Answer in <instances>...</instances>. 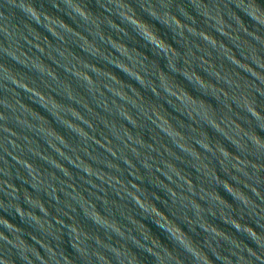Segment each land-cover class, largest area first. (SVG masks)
<instances>
[{"label":"water","instance_id":"95a60500","mask_svg":"<svg viewBox=\"0 0 264 264\" xmlns=\"http://www.w3.org/2000/svg\"><path fill=\"white\" fill-rule=\"evenodd\" d=\"M161 2L65 0L45 28L4 9L25 37L23 66L0 50L9 264H264L241 234L264 237V29L227 0Z\"/></svg>","mask_w":264,"mask_h":264},{"label":"clouds","instance_id":"9594fccd","mask_svg":"<svg viewBox=\"0 0 264 264\" xmlns=\"http://www.w3.org/2000/svg\"><path fill=\"white\" fill-rule=\"evenodd\" d=\"M63 4H65V0H48V5H50V7L46 6L42 2L37 4V0H0V21L7 22L2 27H0V33L3 34L4 40L7 43V47H0V50L4 52V56L8 64H17L23 66L21 61L18 59V55H22V53H18L17 42L20 39H25V37L23 36L22 32L16 29L12 23L9 22V17L5 14L4 9H7L9 12H11L12 9H18L23 14V20L21 22L22 27L26 28L27 24L25 22H29L39 27L45 28V23H42V21H47V17L44 15L47 9H55L56 13H63V15H66L71 19V16L68 15V12L64 11L58 6ZM227 5L228 7H226L224 14L229 20L232 21V23L237 25V28H240V21L237 19V17L241 18L244 22H246L244 17H247L248 21L251 22V27L249 26V23L246 22L249 28L255 26L257 31L264 29V3H261L260 0H227ZM65 7L70 6L65 5ZM157 7L163 12L166 5L161 2V0H158ZM232 10H234L236 14L235 16L232 15ZM145 14L149 15L153 20L158 21L161 25L167 27V25L163 20L160 19L159 16H152L148 12H145ZM77 15H79L82 19H86L83 13L77 12ZM122 20L123 22L128 23L126 18H122ZM57 27H62V25H57ZM138 35L140 34L138 33ZM143 38L144 37L141 36V39ZM172 70L175 71L174 69ZM184 79L185 81H188V77H184ZM0 80H3V82L8 85L19 87V85L16 84L14 75L6 67L0 66ZM188 91L192 92L193 94V91L190 88H188ZM256 132L259 134L260 139H253L252 137H249V143L254 150L257 152H262L264 151V134H262L264 133V130H262L259 125H257ZM235 199L238 203H243L247 207L248 201L243 200L242 197H235ZM14 211L18 212L19 210L16 209ZM5 213H7V215ZM9 216L10 215L8 212H4L3 216H0V228L4 229V232H0V243L6 244L11 248L16 249L17 245L13 242V240L9 239V236L4 234L8 233L10 235L12 232L16 231L13 225L8 223V221L11 220L9 219ZM257 220H259V217H257ZM152 221L156 226H158L159 229L167 234V236H172V239L168 241V243L170 242L169 246L172 244H175L177 247L181 246L182 242L173 236L169 229H166L161 225H157L154 220ZM185 226L186 225H184V228H186ZM261 231L264 232V229H261ZM241 234L243 237L247 238V242H251L248 243L253 247L264 248V243L261 242L264 241V237L258 238L256 235L246 230H241ZM73 251L77 250L73 249ZM0 264H9V261L6 258L0 256ZM24 264H31V262L25 260Z\"/></svg>","mask_w":264,"mask_h":264}]
</instances>
